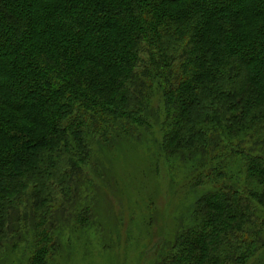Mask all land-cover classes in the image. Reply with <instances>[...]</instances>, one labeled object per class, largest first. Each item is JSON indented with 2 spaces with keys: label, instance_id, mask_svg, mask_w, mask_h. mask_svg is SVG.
<instances>
[{
  "label": "trees",
  "instance_id": "16d2710c",
  "mask_svg": "<svg viewBox=\"0 0 264 264\" xmlns=\"http://www.w3.org/2000/svg\"><path fill=\"white\" fill-rule=\"evenodd\" d=\"M153 122L197 175L158 264H264V0H0V248L46 264L94 140Z\"/></svg>",
  "mask_w": 264,
  "mask_h": 264
},
{
  "label": "rangeland",
  "instance_id": "374dc122",
  "mask_svg": "<svg viewBox=\"0 0 264 264\" xmlns=\"http://www.w3.org/2000/svg\"><path fill=\"white\" fill-rule=\"evenodd\" d=\"M159 102L155 95L151 107ZM136 133L94 138L78 200L65 204L52 234L55 245L41 252L46 264H158L171 250L187 222L197 175L162 154L158 123ZM21 233L16 247L0 248V264H41L31 257L37 233L24 224ZM259 257L264 259V249Z\"/></svg>",
  "mask_w": 264,
  "mask_h": 264
}]
</instances>
